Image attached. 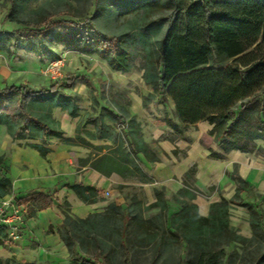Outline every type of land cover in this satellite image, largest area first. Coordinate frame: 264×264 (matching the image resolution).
<instances>
[{
	"label": "trees",
	"instance_id": "1",
	"mask_svg": "<svg viewBox=\"0 0 264 264\" xmlns=\"http://www.w3.org/2000/svg\"><path fill=\"white\" fill-rule=\"evenodd\" d=\"M175 10L161 50L148 41L144 48V81L161 93L163 102L169 98L175 103V112L183 127L207 120L213 128L209 134L220 143L221 152L211 151L213 157L224 158L233 149L248 153H264L258 140H264V0H173ZM109 45H117L112 40ZM131 53L123 47L109 58L112 68L127 72L131 68ZM216 64V65H214ZM73 77L51 82L41 88L23 84H10L0 89V124L6 126L15 139H26L30 129L38 130L40 143H29L46 157L51 151L50 137H59L66 144H79L75 137H64L61 122L53 115L60 107L68 115L78 116L79 105L72 95L61 92V85L69 86ZM13 93L24 96L27 102L51 106L16 108L8 105ZM134 123V122H133ZM31 124V128L28 125ZM135 123L133 127H138ZM79 129V128H78ZM80 129L78 130V133ZM93 139L108 137V133L89 131ZM81 143H85L81 138ZM117 141L116 139H113ZM131 148L125 143L109 151L77 157L78 170L93 168L110 177L118 173L123 178L140 177L142 183L153 178L143 170L139 154L156 162L160 156L147 141L139 136L138 130L130 133ZM89 143V142H86ZM92 146V144H90ZM6 155H0V196L12 192V181L5 174L9 167ZM189 168L185 176L186 185L175 196L181 205L171 219L174 237L188 246V255H197L184 264H224V246L233 241L245 243L253 238L244 237L230 224L231 202L223 197L210 206L208 215H201L193 200L201 192L192 187L188 176L194 173ZM243 181L241 177L237 181ZM80 200L93 203L102 200L101 190L92 185L75 183L71 187ZM238 189L237 192H239ZM148 207H159L160 213L152 218L124 213L121 205L109 203L103 212L91 213L87 218H73L66 214L63 239L72 248V242L80 244V252L92 251L104 254L106 239L117 246H125L128 235L126 223L133 220L134 232L143 230L150 241L157 239L154 230L167 209L162 194ZM40 209L52 204L48 195H38L34 201ZM135 208L141 206L136 199ZM262 216V215H261ZM260 216V217H261ZM253 227L259 221L252 217ZM161 225V224H160ZM0 231L5 232L4 227ZM7 235V234H6ZM144 241V240H143ZM161 240L156 248L161 247ZM2 240L0 239V244ZM0 264H22L14 259L0 260ZM78 264V263H66Z\"/></svg>",
	"mask_w": 264,
	"mask_h": 264
},
{
	"label": "rangeland",
	"instance_id": "2",
	"mask_svg": "<svg viewBox=\"0 0 264 264\" xmlns=\"http://www.w3.org/2000/svg\"><path fill=\"white\" fill-rule=\"evenodd\" d=\"M174 10L173 0H0V89L13 83L41 88L73 77V82L69 86L61 85L60 91L77 100L78 116H70L60 107L53 110V115L60 120L64 137L73 136L78 141L76 145L83 152L81 156L90 152L93 155L107 152L109 148L101 150V146L115 148L122 142L129 151L130 133L134 130H138L139 136L149 138L154 147L157 142L152 138L154 127L150 125L153 118L161 116L167 123L176 122L177 129L173 135L185 128L172 108V99L164 103L161 93L155 91L153 85L145 83L142 69L147 42L151 41L154 47L161 50ZM112 40L117 45H109ZM120 47L129 50L132 56V65L127 72L112 68L109 61ZM7 102L16 108L51 106L49 102L42 105L27 102L19 93H13ZM135 123L137 128L133 127ZM89 131L108 133V137L93 139ZM38 134V130L30 129L26 139L14 140L6 126L0 124V152L15 144L29 147V143H40ZM81 138L85 143L79 142ZM200 138L205 146L203 154L213 159L210 154L211 136L201 135ZM49 139L61 141L54 136ZM113 139L117 141L113 142ZM157 153L161 155L159 150ZM177 156H181L178 150ZM145 160V157L139 156L142 168ZM75 162L77 164V157ZM190 168L195 171L188 176L187 182L192 187H199L197 165ZM238 171L237 164L230 165L226 171L236 186L243 190L228 198L234 200L231 202L230 224L239 234L254 240L245 243L233 241L225 245V255L221 259L224 264H264V197H260L258 204L247 201L248 196L256 195L250 193L247 183L237 181ZM123 181L125 184L118 183L111 193L103 191L99 197L120 203L124 213H133L145 219L160 213L159 207H148L153 200L148 197V184L143 185L140 177L130 176ZM151 187L155 196L160 193L167 202L160 223L154 225V230L159 233L157 239L150 241L143 230L135 233L134 221L131 220L126 223L128 235L125 246H117L106 239L104 254L96 251L85 254L80 252L79 243L75 241L71 243L72 260L69 263L184 264L194 260L197 255H188L187 243L172 235L175 229L171 219L176 212L171 211L168 205L166 187ZM200 191L198 195L209 202L217 193L222 195L217 184L203 186ZM136 199L141 202L138 208L134 207ZM64 209L70 212L66 205ZM198 211L201 213L199 207ZM252 217L258 219L259 227H253ZM73 218L78 217L73 215ZM5 236L6 233L0 231V239ZM160 240L161 247L157 249L156 244Z\"/></svg>",
	"mask_w": 264,
	"mask_h": 264
},
{
	"label": "crops",
	"instance_id": "3",
	"mask_svg": "<svg viewBox=\"0 0 264 264\" xmlns=\"http://www.w3.org/2000/svg\"><path fill=\"white\" fill-rule=\"evenodd\" d=\"M172 102V108L175 110V103L173 100ZM132 111H134L133 108ZM133 113L136 114L135 111ZM175 124L174 121L165 122L161 116L153 118L150 125L154 127L152 138L157 142L154 147L149 143V138L141 136L156 153L159 150L165 158L157 153L160 159L152 162L139 154L146 159L143 170L153 178L152 182L143 183V185L148 184L150 190L148 197L153 200L150 204L157 201L151 186L162 185L168 191V205L171 211H180L181 205L174 198L186 185L185 176L189 168L197 165L196 178L199 186L197 188L202 190L203 186L217 184L222 190V195L217 193L210 202L199 195L192 200L200 208L201 215H208L213 202L223 197L231 198L238 189L240 193L243 191L236 186V182L229 178L226 172L230 169V165L235 164L239 167V177L250 186V193L256 195V197L248 196L247 201L259 203L260 197H264V153H248L233 149L226 153L224 158H215L211 151L221 152V148L219 141L209 134L213 128L209 121L203 120L195 125H188L178 134L173 135L177 129ZM201 135L211 136L210 154L213 159L203 154L205 146L200 140ZM258 144L264 147V140L259 139ZM50 147L52 151L46 157H42L39 151L31 146L18 144L11 145L10 149H2L0 152V155H6V165L9 169L5 174L11 179L13 188L11 193L0 196V200L20 202L27 208L23 237L8 244L6 235L0 244V260L14 259L22 264L71 262L72 248L63 239L66 214L87 218L91 213L103 212L109 203L114 202L102 197V200L98 202L86 203L80 200L71 188L72 185L80 183L84 186H96L102 194L103 191L111 193L118 183L125 184L124 178L118 173L108 177L89 167L78 170L76 157L81 156L83 152L76 144L52 140ZM177 150L179 154L181 153L180 157L177 156ZM7 151L10 153L6 154ZM226 188L228 190L225 192ZM38 195H48L53 201L52 204L40 209L34 202ZM120 199L126 201L123 197ZM64 205L70 209L71 213L64 209ZM78 248L80 249L79 244Z\"/></svg>",
	"mask_w": 264,
	"mask_h": 264
},
{
	"label": "built area",
	"instance_id": "4",
	"mask_svg": "<svg viewBox=\"0 0 264 264\" xmlns=\"http://www.w3.org/2000/svg\"><path fill=\"white\" fill-rule=\"evenodd\" d=\"M27 208L13 200H0V227L7 231V243H13L23 237Z\"/></svg>",
	"mask_w": 264,
	"mask_h": 264
}]
</instances>
